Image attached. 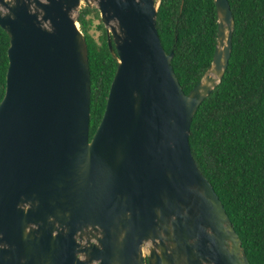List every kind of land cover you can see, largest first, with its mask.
<instances>
[{"label": "water", "instance_id": "1", "mask_svg": "<svg viewBox=\"0 0 264 264\" xmlns=\"http://www.w3.org/2000/svg\"><path fill=\"white\" fill-rule=\"evenodd\" d=\"M160 1L0 0L10 37L0 264H251L190 145L197 109L229 66L230 2L215 0L213 61L186 94L157 28ZM83 2L96 4L118 60L92 138Z\"/></svg>", "mask_w": 264, "mask_h": 264}, {"label": "trees", "instance_id": "2", "mask_svg": "<svg viewBox=\"0 0 264 264\" xmlns=\"http://www.w3.org/2000/svg\"><path fill=\"white\" fill-rule=\"evenodd\" d=\"M229 2L235 18L232 55L223 79L197 109L190 145L250 263L264 264V0ZM77 20L89 50L92 138L106 110L118 60L96 6H82ZM157 28L167 53L174 51L173 68L189 94L215 54V0H161ZM9 46L10 37L0 27V103L6 91Z\"/></svg>", "mask_w": 264, "mask_h": 264}, {"label": "rangeland", "instance_id": "3", "mask_svg": "<svg viewBox=\"0 0 264 264\" xmlns=\"http://www.w3.org/2000/svg\"><path fill=\"white\" fill-rule=\"evenodd\" d=\"M84 5H86V3L85 2H83V5L82 6H84ZM94 6H96V4H94ZM106 26V25H105ZM107 27V26H106ZM108 29H109V27H107ZM104 34V36H105V33H103ZM108 34V33H107ZM97 36H99V32H97V34H96Z\"/></svg>", "mask_w": 264, "mask_h": 264}, {"label": "clouds", "instance_id": "4", "mask_svg": "<svg viewBox=\"0 0 264 264\" xmlns=\"http://www.w3.org/2000/svg\"><path fill=\"white\" fill-rule=\"evenodd\" d=\"M145 251H147V247H144Z\"/></svg>", "mask_w": 264, "mask_h": 264}]
</instances>
